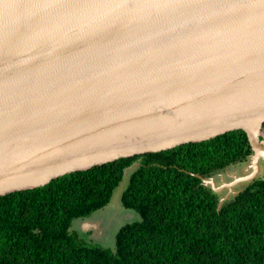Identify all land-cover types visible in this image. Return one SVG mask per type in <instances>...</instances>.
<instances>
[{
	"label": "water",
	"instance_id": "1",
	"mask_svg": "<svg viewBox=\"0 0 264 264\" xmlns=\"http://www.w3.org/2000/svg\"><path fill=\"white\" fill-rule=\"evenodd\" d=\"M263 126L264 0H0V196Z\"/></svg>",
	"mask_w": 264,
	"mask_h": 264
},
{
	"label": "trees",
	"instance_id": "2",
	"mask_svg": "<svg viewBox=\"0 0 264 264\" xmlns=\"http://www.w3.org/2000/svg\"><path fill=\"white\" fill-rule=\"evenodd\" d=\"M253 153L236 129L2 195L0 264H264V178L222 203L203 180ZM134 165L120 198L141 220L119 229L114 248L72 231L111 202Z\"/></svg>",
	"mask_w": 264,
	"mask_h": 264
},
{
	"label": "rangeland",
	"instance_id": "3",
	"mask_svg": "<svg viewBox=\"0 0 264 264\" xmlns=\"http://www.w3.org/2000/svg\"><path fill=\"white\" fill-rule=\"evenodd\" d=\"M260 136L264 138V129H262ZM262 144H264V141H262ZM253 157L252 155L247 161L238 162L226 167L224 170L217 171L211 177L206 178L207 182L205 183L207 185L214 183L220 193L221 201L229 200L249 184L250 180H247L246 177L254 171ZM134 168L135 165L127 169L124 180L111 202L83 221L76 219L72 231L79 234L87 242L109 248L115 247L116 235L119 229L127 223L141 220L140 214L133 209L124 207L120 198L123 187L127 185ZM254 178H264V159L260 160V166Z\"/></svg>",
	"mask_w": 264,
	"mask_h": 264
},
{
	"label": "crops",
	"instance_id": "4",
	"mask_svg": "<svg viewBox=\"0 0 264 264\" xmlns=\"http://www.w3.org/2000/svg\"><path fill=\"white\" fill-rule=\"evenodd\" d=\"M85 219H86V218H80L79 221H83V220H85Z\"/></svg>",
	"mask_w": 264,
	"mask_h": 264
}]
</instances>
